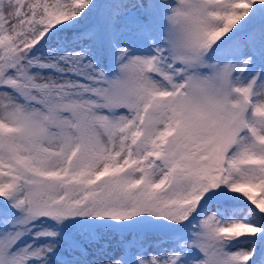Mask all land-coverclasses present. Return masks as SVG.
I'll return each mask as SVG.
<instances>
[{"label":"snow or ice","instance_id":"6c2138e0","mask_svg":"<svg viewBox=\"0 0 264 264\" xmlns=\"http://www.w3.org/2000/svg\"><path fill=\"white\" fill-rule=\"evenodd\" d=\"M0 264H264V0H0Z\"/></svg>","mask_w":264,"mask_h":264},{"label":"rangeland","instance_id":"374dc122","mask_svg":"<svg viewBox=\"0 0 264 264\" xmlns=\"http://www.w3.org/2000/svg\"><path fill=\"white\" fill-rule=\"evenodd\" d=\"M105 238L108 240V242L110 244H113V245L116 244L118 239H119L118 236H115L113 234H108V236H106ZM149 239H151V237H149ZM86 247H87V245H86ZM89 251H91V249H89ZM92 258H94V257H92V256L89 257V259H92Z\"/></svg>","mask_w":264,"mask_h":264}]
</instances>
